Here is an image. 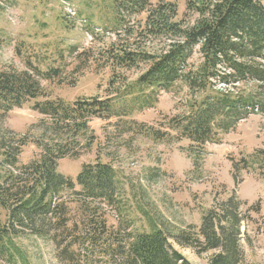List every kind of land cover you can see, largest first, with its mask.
<instances>
[{
	"label": "rangeland",
	"instance_id": "rangeland-1",
	"mask_svg": "<svg viewBox=\"0 0 264 264\" xmlns=\"http://www.w3.org/2000/svg\"><path fill=\"white\" fill-rule=\"evenodd\" d=\"M113 1L0 0V70L25 71L29 58L35 65L40 62L42 70L59 68L61 79L42 85L49 99L67 103L116 99L118 95H111L115 89L122 94L132 91L128 93L132 96L116 100L117 113L121 106L126 108L120 116L92 119L87 141L80 140L70 156L59 162L58 172L75 182L85 165H110L118 187L114 204H87L97 209L108 228L116 233L122 230V236L161 229L191 264H208L215 252L198 254L177 244L174 237L183 230L198 234L209 211L225 209L238 216L245 255L242 264H264V109L240 121L230 133H220L218 143L202 149L182 139L179 131L170 128V121L192 99L201 101L204 95L193 98L183 83L170 91L140 87L138 80L148 69L146 62L120 69L105 57L129 48L158 55L169 45L163 36L155 38L144 29L148 13H120ZM150 1L154 8L162 1L177 6L175 21L196 18L187 11L191 0ZM191 60L195 66L200 64L198 50ZM215 85L213 91L226 88L216 81ZM255 85L242 83L235 92L256 94ZM33 107L30 102L0 119L1 134L26 138L28 145L20 157L24 164L41 156L40 142L57 139L42 122L45 117ZM80 199L64 194L77 221L84 213ZM231 199L232 208H226ZM14 242L19 251L15 261L0 257V264H67L60 262L57 248L49 240L25 235ZM79 248L76 251L81 256L75 264H110L109 258Z\"/></svg>",
	"mask_w": 264,
	"mask_h": 264
},
{
	"label": "trees",
	"instance_id": "trees-1",
	"mask_svg": "<svg viewBox=\"0 0 264 264\" xmlns=\"http://www.w3.org/2000/svg\"><path fill=\"white\" fill-rule=\"evenodd\" d=\"M263 3L191 0L187 11L196 18L175 21L178 9L171 3L162 1L154 8L150 0H114L113 7L120 13H148L144 29L155 38L163 36L169 45L158 55L129 48L105 57L120 69H133L146 62L148 69L138 80L140 87L170 91L183 83L193 98L203 94L201 101L192 99L185 111L170 121V128L179 131L182 139L202 149L208 143H218L220 133H230L240 121L264 109ZM196 50L201 56L197 66L191 60ZM40 64L29 58L25 71L0 70V119L34 102L33 110L45 117L42 122L57 137L49 143L40 142L41 156L24 164L20 157L28 145L26 138L0 133V257L15 261L19 251L14 241L30 235L53 242L61 263L75 264L81 256L76 248L80 247L87 254L109 258L110 264H191L172 247L161 229L122 236V230L116 233L108 228L97 209L87 204H114L118 187L110 165H85L75 182L58 172L59 162L70 156L80 140L87 141L92 119L120 116L126 108L121 106L117 113L116 100L132 96L128 94L132 91L122 94L115 89L111 95L119 97L104 101L49 99L42 83L58 81L63 73L59 68L42 70ZM215 81L226 88L213 91ZM242 83L256 84L257 93L235 92ZM66 192L85 201H80L84 212L80 221L71 216L64 201ZM233 202L231 199L226 208H232ZM220 212L209 211L198 234L183 230L174 239L198 254L215 252L208 264H242L245 255L238 216L225 209Z\"/></svg>",
	"mask_w": 264,
	"mask_h": 264
}]
</instances>
